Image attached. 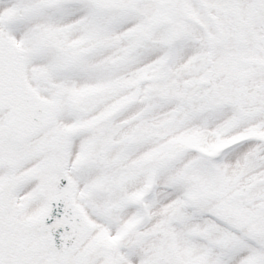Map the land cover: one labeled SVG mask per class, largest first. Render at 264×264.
<instances>
[{
	"label": "snow or ice",
	"instance_id": "1",
	"mask_svg": "<svg viewBox=\"0 0 264 264\" xmlns=\"http://www.w3.org/2000/svg\"><path fill=\"white\" fill-rule=\"evenodd\" d=\"M0 264H264V0H0Z\"/></svg>",
	"mask_w": 264,
	"mask_h": 264
}]
</instances>
